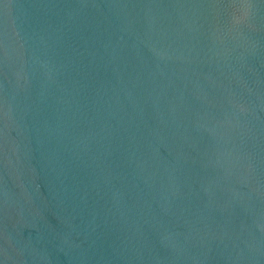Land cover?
Segmentation results:
<instances>
[{"label":"water","instance_id":"1","mask_svg":"<svg viewBox=\"0 0 264 264\" xmlns=\"http://www.w3.org/2000/svg\"><path fill=\"white\" fill-rule=\"evenodd\" d=\"M0 264H264V0H0Z\"/></svg>","mask_w":264,"mask_h":264}]
</instances>
